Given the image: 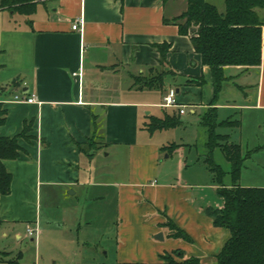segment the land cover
I'll use <instances>...</instances> for the list:
<instances>
[{
  "label": "crops",
  "instance_id": "crops-1",
  "mask_svg": "<svg viewBox=\"0 0 264 264\" xmlns=\"http://www.w3.org/2000/svg\"><path fill=\"white\" fill-rule=\"evenodd\" d=\"M35 3L32 15L22 14L27 18L23 23H15L14 12L0 28V112L5 113L0 137L20 136L22 148L16 160H0L12 174L11 193L0 196V227L5 225L19 241L23 240L20 230L26 229L25 239L35 238L41 245L52 223L44 212L50 203L61 202L65 216L68 206L79 208L76 215H85L87 222L92 202L104 203V188H116L118 264H163L161 257L175 250L184 254L177 258L180 262L196 258L200 264H216L231 235L215 227L206 212L220 202L212 206L204 196L220 186L199 162L188 165L181 148L173 153L164 150L171 144L157 137L163 130L151 132L148 125L154 118L180 113L186 105L196 112L216 108L264 114V51L259 68L228 70L248 85L247 90L238 87L237 97L242 93L245 103L235 100L223 105L219 99L213 105L209 67L202 64L190 36L180 35L178 26L165 22L183 15L187 0ZM260 15L264 23V10ZM78 20L83 23L74 31ZM164 43L172 47L167 63L161 65L156 45ZM158 68L164 71L162 88L136 84L154 77ZM168 80L180 81L184 95H193V100L179 97L178 88L179 108L166 109L153 102L149 95L160 91L163 96ZM32 95L37 103L15 100ZM152 108L164 111L154 115L148 112ZM91 139L96 145L86 150ZM106 150L107 157L114 155L117 162L125 163L117 172L121 180L111 185L104 183ZM174 156L176 165L167 162ZM192 166L197 171L185 176ZM259 187L264 188V183ZM168 220L192 242L172 237ZM79 221L75 219L78 226ZM30 227L40 230L37 238L28 236ZM159 233L163 241L155 239ZM90 246L104 254V237Z\"/></svg>",
  "mask_w": 264,
  "mask_h": 264
},
{
  "label": "trees",
  "instance_id": "trees-1",
  "mask_svg": "<svg viewBox=\"0 0 264 264\" xmlns=\"http://www.w3.org/2000/svg\"><path fill=\"white\" fill-rule=\"evenodd\" d=\"M169 1V0H164ZM187 11L168 24L178 26L180 35L190 36L194 50L202 58V64L211 71L214 99L216 105L226 82L234 77L228 73L229 68H241L250 71L262 65L264 51V23L261 11L264 10V0H224L225 10L208 0H187ZM0 10L19 12L32 15L36 10L35 0H1ZM171 44L156 45L160 53L159 63H167ZM203 82V80L201 81ZM201 84V83H200ZM162 88V77L156 84L147 83L144 88ZM217 109H210L203 118V123L209 127L210 153L220 148L231 165L230 176L232 185L223 184L226 173L211 157L206 160L213 176V182L220 188L217 190L222 204L209 207L206 212L212 218L215 227L230 232V239L217 256L216 264H264V188H249L241 186L240 179L244 166L242 149L237 144H230L229 136L216 134ZM5 113L0 112V126L4 123ZM177 115L165 116L164 119L154 118L148 125L151 132L168 130L178 125ZM230 121L222 122L220 126H232ZM28 125H26L27 130ZM20 136L14 138L0 137V160H16L22 151L18 143ZM80 150L82 145L77 143ZM94 145H89L90 149ZM173 146L164 148L169 153L175 151ZM12 174L3 163L0 164V196L11 193ZM1 224V223H0ZM167 226L172 231V237L192 242L190 237L171 220ZM183 258L181 250H175L171 255L161 257L163 264H200L198 259L191 258L176 262L172 258ZM10 253L0 252V263L19 264V258L10 259Z\"/></svg>",
  "mask_w": 264,
  "mask_h": 264
},
{
  "label": "rangeland",
  "instance_id": "rangeland-1",
  "mask_svg": "<svg viewBox=\"0 0 264 264\" xmlns=\"http://www.w3.org/2000/svg\"><path fill=\"white\" fill-rule=\"evenodd\" d=\"M208 1L216 5L221 12L225 10L224 1ZM13 13L14 11L0 10V28L9 20V15ZM12 16H14V21L18 23V25L27 19L19 12H16L15 15ZM0 37L1 40H3L2 31L0 32ZM163 76L164 71L158 68L154 77L142 78L140 81H137L136 84L141 87H144L147 83L156 84ZM181 86L180 81L176 84H172L168 80L164 84L163 96H161L160 91L153 92V94L149 96L156 104H163L164 96L168 94L171 89L177 90L178 88L180 89ZM239 86H243L245 90L248 89L245 80L237 77H234L229 83L226 82L224 84L220 96L223 105H227V103L233 104L235 100L240 104L243 102L245 103V101L241 102V100L244 99L242 93L240 94L241 98L237 97V95H239ZM179 97H185L188 101L193 100V95H184L182 88ZM183 110L185 115H180L178 111L176 112V118L179 122L178 125L174 128L163 130L161 134H157V137L165 143L174 145L173 150L181 148L188 160V165H192L194 160L196 163L199 162L198 165L209 170L206 160L211 157V159L226 173L223 184L231 183V176L229 174L231 165L225 158L222 150L220 148H215L214 151L210 153L207 147L209 142V127L206 123H203V118L207 112L202 110L196 112L192 105H186ZM163 111L164 110L161 108H152L148 110V112H152L154 115L155 113L159 115ZM216 112L218 123L216 134L220 136H229L230 144H237L242 149L245 160L241 173V184L249 188H260L259 186L264 183V114H262V112L242 109L231 111L217 110ZM172 115H174L173 112ZM223 121H230L233 124L228 127L220 126ZM26 138L28 140L30 139L29 137ZM92 144L96 145L94 139H91L90 142L87 143L85 146L86 150H88L90 148L89 145ZM108 153L109 150L104 152V183L111 185L121 180L117 172L124 168L125 163L124 161L117 162L114 155L107 157ZM164 157H167V155H164ZM167 162L176 165L177 159L174 156L173 159ZM196 163H194V165ZM197 169V167H189L188 172H185V176L192 171H197ZM113 187L116 186L113 185ZM206 193L207 195L204 197L211 201L210 203L212 206H216L217 202H220V205L222 204L217 190L207 191ZM49 206L50 208H45L44 212L47 211L52 223L51 226L47 227L48 230L41 245L36 242L35 238L34 241H32V238L25 239L26 229L20 230L19 234L23 237V240L19 241L17 235L9 231L4 225L0 227V252L10 253V259L13 260L19 258L21 255L19 264H118L117 230L119 219L116 188H104V203L99 201L92 202V205H90L91 212L86 215L87 222L85 221V215H76L77 213H81V211H77L79 208L75 209L72 206H68L69 209H66L68 215L65 216L64 205L61 202H52ZM71 211H73L72 217L69 216ZM76 218L80 220V227L75 222ZM103 237L104 254L98 252L100 248H93L90 246L100 241ZM177 258V256H173L172 259L176 262H180Z\"/></svg>",
  "mask_w": 264,
  "mask_h": 264
},
{
  "label": "built area",
  "instance_id": "built-area-1",
  "mask_svg": "<svg viewBox=\"0 0 264 264\" xmlns=\"http://www.w3.org/2000/svg\"><path fill=\"white\" fill-rule=\"evenodd\" d=\"M83 23L82 20H78L74 25H73V30L74 31H79L80 30V25ZM178 92L177 90L171 89L168 94L164 97V103L162 105L163 108L166 109H172V108H179L178 104ZM16 101H25L26 103L29 104H34L37 103V97L35 95H32L30 97L26 96H16L15 98ZM181 114H184V110H180ZM40 234V230L38 228H29L28 229V236L29 237H38Z\"/></svg>",
  "mask_w": 264,
  "mask_h": 264
},
{
  "label": "water",
  "instance_id": "water-1",
  "mask_svg": "<svg viewBox=\"0 0 264 264\" xmlns=\"http://www.w3.org/2000/svg\"><path fill=\"white\" fill-rule=\"evenodd\" d=\"M156 240H159V241H163L164 240V237H163V234L162 233H159L156 237H155Z\"/></svg>",
  "mask_w": 264,
  "mask_h": 264
}]
</instances>
